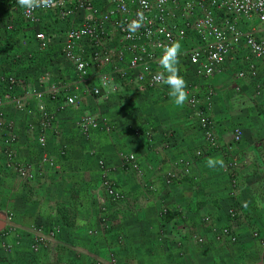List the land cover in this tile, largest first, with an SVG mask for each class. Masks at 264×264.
Wrapping results in <instances>:
<instances>
[{
  "label": "rangeland",
  "instance_id": "374dc122",
  "mask_svg": "<svg viewBox=\"0 0 264 264\" xmlns=\"http://www.w3.org/2000/svg\"><path fill=\"white\" fill-rule=\"evenodd\" d=\"M46 20L49 23H45L44 30L50 39V45L46 51L37 52L35 56V64L41 61V68L52 65L54 56L52 51L61 45L63 29L67 26L56 22L51 16ZM12 26L9 32L5 30L1 32L2 40L6 48L7 45L12 47L10 50H13L15 45L14 50L17 52H20L21 48L28 49V46L23 45V41L32 42L35 31L41 28L29 27L19 20L12 23ZM253 27L259 31V36H264V25L259 26L254 20L247 23L244 29L250 30ZM186 48L187 44L181 46L179 56L180 74L187 82L189 93L188 100L182 106L172 102L173 98L169 96L170 89L166 84L155 91L143 92L135 84L129 83L116 94L105 93L103 97H95L89 93L90 83L78 82L73 76L71 66L66 63L61 67L60 74L67 77L62 81L69 90L78 88L76 111L59 110L48 96L40 101L33 99V94L39 91V88L30 81L16 86L14 100L0 103V154L4 161L0 165V171L9 170L10 172H6L8 186L19 184L25 196H30L31 199L22 210H19L22 206L15 203L11 211H4L3 221L0 219L4 225L0 230L5 227L13 228L10 223L19 227L22 219L29 213L28 228L17 233L11 230V234L5 237L7 245L10 237L20 238L28 245L31 256H40L47 240L37 251H33L31 244L38 235L50 238L49 234L53 232L52 239H69L71 235L61 229L65 225L74 224L79 230L77 236L82 240L112 237L119 245L133 243V247L130 244L129 252L132 258L139 255L137 250L141 245L149 244L150 246L145 245L148 252L144 251L142 254L143 264H149L153 258H160L159 255L163 253L171 256V259L172 256L177 258L178 262L175 264H234L231 258L233 251L237 252L236 258L240 259L241 264H247L246 255L255 259L264 258L259 244L252 238L253 233L257 232L264 239V229H259L255 223L246 222L249 228L242 231L239 224H232L228 215V209L233 202L230 197L232 184L229 178L221 173V167L207 166L208 158L217 153L225 162L230 157L238 161L236 155H241L244 144H235L232 141L233 130L236 127L243 133L244 129L248 130L250 125L243 124V120L251 116L247 115L248 109L240 100L245 93L244 86H247L246 83L249 81L254 83V89L252 84L248 85L253 90L251 95L258 98L264 95V81L259 78L260 70L255 80H244L237 84L234 81L233 68L227 64L221 75L208 79L200 74L197 67L187 63V55L184 52ZM8 56L9 53L3 56L5 64H17L12 60L5 61ZM44 59L45 63H42ZM0 68H3L4 72V65ZM153 69L163 71L160 66H154ZM133 74L131 71L130 76L126 75V78L132 81ZM193 87L197 88L202 111L213 123L214 131L217 130L216 136L220 134V138L217 136L220 146L217 152L203 151L202 133L190 120L192 110L188 102ZM25 91H28L29 95L25 96ZM225 95L232 98L233 107L228 104H216V101ZM17 99L24 104L22 109L17 107L15 102ZM43 114L52 115L55 124L53 128L44 132L46 143L41 147L36 143V139L43 134L39 129V119ZM81 114H93L101 120L106 119L114 124V127L109 130L102 127L90 135H83L74 127L77 117ZM28 127L30 131H27ZM143 130H149L151 143L147 142L142 134L134 135V132ZM156 135L160 136L159 141ZM182 135L187 137L189 144H192L186 150L181 145L184 142ZM9 136H15V139L7 144ZM164 142L168 146L170 144L168 149L167 146L164 148ZM155 143H158L159 147L157 157L169 155L167 164L165 159L153 167L144 158V154L152 150ZM61 146H66L67 152L60 158L58 152ZM7 149L13 150L16 164L32 172V178L24 179L7 167L5 155ZM199 150L200 156L196 154ZM184 152L187 155H184ZM130 154L139 161L141 167L139 174L125 164L124 158ZM45 156L56 163V168H49L41 163ZM184 164L188 168L186 174L182 173ZM167 172H176L177 180L166 184ZM255 172L258 173L257 178H262L260 182L264 194V170L257 167ZM48 173H53L61 179L57 189L52 187L55 182L50 181L52 176H47ZM106 180L117 198L107 194L104 186ZM3 182L4 180H0V191L5 188ZM241 185L238 181V192L242 189ZM248 188L247 186L246 191ZM45 194L56 200H49L54 207L49 206V211L45 214L47 218L40 219L34 208L39 206L36 202H42L39 196ZM132 196H136L135 201ZM76 206L79 209L76 208L77 223V219L71 215V208ZM133 207L138 210H134ZM64 210L66 211L63 212ZM139 211L141 212L138 214ZM163 211L166 213L161 215ZM210 225L216 228L223 226L233 228L238 233L240 241L236 245L217 241L208 229ZM197 238H202L204 243H198ZM248 243V247H245ZM10 249L11 247L0 252V264L11 263L6 258V253L11 252ZM90 264L98 263L93 260Z\"/></svg>",
  "mask_w": 264,
  "mask_h": 264
},
{
  "label": "built area",
  "instance_id": "2783aa9c",
  "mask_svg": "<svg viewBox=\"0 0 264 264\" xmlns=\"http://www.w3.org/2000/svg\"><path fill=\"white\" fill-rule=\"evenodd\" d=\"M26 12L17 0H0V20L6 22L5 31L9 32L16 20L29 27H41L35 31L32 42L23 41L28 49L20 53L14 50V45L13 50L9 51L8 61L21 64L24 71L22 75H11L5 74L3 68H0V103L14 100L16 86L26 83L27 74L34 71L30 67L35 64L36 53L48 49L50 39L44 30L48 16L53 17L56 22L67 24L58 50L59 61L71 66L78 82H89V93L95 97H103L105 93L116 94L129 83L135 84L143 92L161 88L164 83L155 81L154 76L159 72L153 68L159 66L163 47L173 41H178L181 46L187 44L184 50L187 63L197 67L200 74L208 79L221 75L225 66L230 64L234 71V81L240 84L244 80H255L259 74V66L264 65V36H259L255 27L244 29L252 20L259 26L264 25V0H55L54 6L35 8L27 15ZM133 21L141 22V26L134 32L129 28ZM131 71L134 74L132 81H129L126 75L130 76ZM37 85L39 91L33 94V99L40 101L48 96L59 110L78 109V88L69 90L62 79L53 78L46 72L37 77ZM196 89L192 88L188 102L192 110L190 120L202 132L205 142L203 151L218 150L220 146L213 123L202 111L201 99ZM27 95L29 92L25 91V96ZM15 102L19 109L23 108L24 104L19 99ZM54 124L52 115L41 116L39 129L43 134L36 139L39 146H45L44 132L53 128ZM74 127L81 134L90 135L102 127L109 130L114 124L93 114H81ZM27 131H30V127ZM141 134L151 143L149 130L134 132L135 136ZM243 137V131L236 127L232 141L241 144ZM14 139L15 136H9L6 143ZM163 146L165 148L167 143L164 142ZM66 152L67 147L61 146L58 152L60 158ZM196 154L200 156L201 151ZM5 155L8 168L24 179L32 178L30 170L16 164L13 150L7 149ZM124 160L130 170L140 173L139 161L133 154L125 156ZM41 163L46 167L56 168V163L47 156L42 158ZM239 165L235 158L230 157L222 169L233 187L230 193L233 202L228 209L229 219L232 221L243 218V211L247 207L238 202ZM187 172V165L184 164L182 173ZM177 178L176 172H167L165 183L171 184ZM104 186L110 197L117 198L107 180ZM165 213L163 211L161 215ZM208 229L222 243L236 245L240 241L238 233L229 226L216 228L210 225ZM0 233V252L7 251L9 246L5 237L11 234V229L5 227ZM49 235L52 238L54 233L50 232ZM252 238L264 253V239L261 235L254 232ZM45 240L48 238L38 235L32 241L31 249L37 251ZM197 241L204 243L202 238H197Z\"/></svg>",
  "mask_w": 264,
  "mask_h": 264
},
{
  "label": "crops",
  "instance_id": "0c3cea01",
  "mask_svg": "<svg viewBox=\"0 0 264 264\" xmlns=\"http://www.w3.org/2000/svg\"><path fill=\"white\" fill-rule=\"evenodd\" d=\"M5 24H6L5 21L0 20V66L4 65L5 74L22 75L24 68L21 65L4 63V60H3L4 54L9 53L10 49L12 48V47L6 48V46L4 45V41L2 40L3 33L1 34V32H3ZM58 47L60 48V46H57V48H54L52 51L53 53L52 55L54 56L52 57L53 60H52L51 66H48L47 68H41V65H42L41 61H39L37 65L36 64L31 65L30 68L34 69V71L27 74V82L30 81L33 84H35V87H38L37 77L41 73H45V72L48 74H51L53 78H58L60 80L67 79V77H65L64 74H60L62 73L61 67L63 66L64 62L62 63L59 61L60 56L58 52L59 50ZM24 50L25 49L21 48V50L19 51L21 53ZM5 61H8V59ZM44 61L45 59L42 60V63ZM66 64L69 65L68 63ZM259 70H260L259 78L262 81H264V65H260ZM249 84H252L253 89H254L253 82L249 81L248 84L246 83L247 86H244L245 93H244L242 100L240 101L244 102V107L248 109L247 115L248 114L251 115L248 119H246L248 120V122L246 120H243V124H247V126L250 125V127L248 130L244 129V133H243L244 138L242 142L244 146L242 147L241 155H236V158L240 162L239 170L237 173V181H239V183L242 184L241 185L242 189L239 192V196H238V202L240 203L246 202L247 207L245 208V211H243L244 217L241 218V220L237 219V220L232 221V224H239L240 225L239 228H241L242 231H247L249 228L248 223L246 222L255 223L259 229H262V230L264 229V194L261 189L262 182H260L262 178H257L256 176L258 175V173L255 172V169H257V167L264 170V95H262L259 98L255 97L254 95H251L253 90H251L248 87ZM216 104L217 105L218 104L219 105L228 104V106L233 107L232 98H228L227 95L220 97V99L216 101ZM216 133H217V130L215 131V134ZM219 135L220 134L217 135L218 138H220ZM181 137L182 139H184V142L181 143L183 149L186 150L187 148H190L192 144H189L187 137L184 135H182ZM202 138H203V135H202ZM157 140L158 141L160 140V136L157 137ZM169 141H170V144H172V138H170ZM203 142H204V139H203ZM170 144L169 146L167 144L166 149L170 147ZM204 145H205V142H204ZM158 149H159L158 143L157 144L155 143L153 149L150 151H147V153L144 154L145 156L144 158L148 161V164L150 166L154 167L160 161L165 160V159H166L165 164H167L168 160L170 159L169 155H163V157L161 158L157 157L156 153L159 152ZM217 151L219 150H213L209 152H217ZM184 155H187V154L184 152ZM212 157L222 158V156L218 153ZM68 161H70V159ZM227 161L226 162L224 161L225 164L227 163ZM2 163H4V161L0 154V165H2ZM223 168L224 167L221 168V173L223 174V176L226 177V174H224L222 171ZM8 171L9 170H6L5 172L0 171V180H4L3 184L5 185V188L4 189L2 188L3 191H0V211H1L0 219L1 221H3L4 211H11L15 203L19 204L20 207L22 206L21 209L19 208V210H22L24 206H26L27 204L31 202L30 196H25L23 191L20 189L19 184L17 185L9 184L8 186V177L6 174V172L8 173ZM12 174H15V173H12ZM47 176H52L50 181L55 182V184L52 185V187L57 189V187H59L58 182L61 179L58 178L57 175L53 173H48ZM247 186L249 188L246 191ZM39 197L40 199H42V202L40 203L36 202L39 206H36V208L34 209L36 210V215H38L40 219H46L47 216H45V214L46 212L48 213L49 206L52 205L54 207V204L49 202V200L55 201L56 198L51 197L47 194L40 195ZM132 198L134 199V201L136 200L135 199L136 196H132ZM63 207L65 208V206ZM76 208L78 209V206L71 208V215L74 217V219H77L76 220V223H77L78 214L76 212L78 211H76ZM133 209L138 210V208L136 207L135 208L133 207ZM65 211L66 210H64L63 212ZM140 212L141 211H139L138 214ZM23 214H27V212H23ZM27 216H29V213L24 217V219H22V222L21 224H19V227L10 223L11 226H13V228H10V229L16 231L17 233L18 231H23L24 229L28 228L29 219ZM2 225H4L3 222H0V227H2ZM73 225L68 224V226L65 225L61 229L63 232H66L71 235L69 239L48 238L45 249H43L40 256H31L28 251V245H26V243H24L22 239L20 238L14 239L10 237L8 245L9 247H11L10 249L11 252L9 254L6 253L7 260L11 261L10 264H56V263L57 264H90L93 260L97 262L98 264H113V263L114 264H128V263L129 264H143L142 254L144 251L145 253L148 252V250L145 248V245H149V244L141 245L140 248H138L137 250L139 255L132 258L131 256H129V252H130V247L134 246L133 243H130L127 241L128 243H126V246H124L123 244L119 245L116 243V241H114V239L112 240V237H108L107 239L95 238V239L82 240L81 238H78L77 236V232L79 231L78 229H76L77 225H74V226ZM130 244L132 245L130 246ZM248 245L249 243L246 244L245 247H248ZM124 255L125 256L128 255V257L125 258ZM236 255H238L237 252L233 251L232 257H231L232 262L234 264H241L240 259L236 258ZM155 256H157V254ZM159 256L160 258L158 259H154V258L151 259L150 260L151 262L149 264H163V263L175 264L178 262L177 258L172 256V259H171V256H168L165 253ZM246 258H247V264H264V258L263 259H259L258 257L256 259L249 258V255H246Z\"/></svg>",
  "mask_w": 264,
  "mask_h": 264
},
{
  "label": "clouds",
  "instance_id": "9594fccd",
  "mask_svg": "<svg viewBox=\"0 0 264 264\" xmlns=\"http://www.w3.org/2000/svg\"><path fill=\"white\" fill-rule=\"evenodd\" d=\"M17 2L22 8L27 10L25 13L26 15L30 14L35 8H48L55 4V0H17ZM142 20L143 17H141V21ZM140 26V21H133L132 24L129 25V28L130 31L134 32ZM180 49L181 45L178 41H173L171 44L163 47V54L159 59V66L163 71L154 76L156 82H163L169 87V96L173 98L172 102L177 106L184 105L189 95L187 91V82L180 74ZM224 163L222 158L209 157L207 160V166L209 168H216L217 166L222 168L224 167ZM243 206H247L246 202Z\"/></svg>",
  "mask_w": 264,
  "mask_h": 264
},
{
  "label": "trees",
  "instance_id": "16d2710c",
  "mask_svg": "<svg viewBox=\"0 0 264 264\" xmlns=\"http://www.w3.org/2000/svg\"><path fill=\"white\" fill-rule=\"evenodd\" d=\"M9 54H10V52H9ZM13 54V53H12Z\"/></svg>",
  "mask_w": 264,
  "mask_h": 264
}]
</instances>
